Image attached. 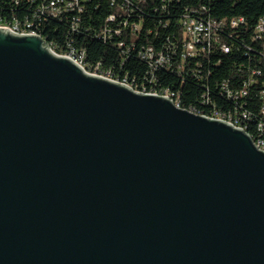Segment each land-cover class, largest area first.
<instances>
[{"label": "water", "instance_id": "95a60500", "mask_svg": "<svg viewBox=\"0 0 264 264\" xmlns=\"http://www.w3.org/2000/svg\"><path fill=\"white\" fill-rule=\"evenodd\" d=\"M0 264H264V151L0 29Z\"/></svg>", "mask_w": 264, "mask_h": 264}, {"label": "trees", "instance_id": "16d2710c", "mask_svg": "<svg viewBox=\"0 0 264 264\" xmlns=\"http://www.w3.org/2000/svg\"><path fill=\"white\" fill-rule=\"evenodd\" d=\"M51 1L0 0V25H31L57 54L83 53L88 71L175 93L182 108L229 118L264 144V0H63L56 16ZM189 20L217 33L188 56Z\"/></svg>", "mask_w": 264, "mask_h": 264}, {"label": "built area", "instance_id": "2783aa9c", "mask_svg": "<svg viewBox=\"0 0 264 264\" xmlns=\"http://www.w3.org/2000/svg\"><path fill=\"white\" fill-rule=\"evenodd\" d=\"M59 2H63V0H52L50 2L48 9H49L50 13L54 16H56L60 13V9L58 8ZM68 6L72 7L71 4H69ZM240 21L242 22L243 20H240ZM233 24L236 25V22H233ZM184 26H185V34L188 38V40L185 44V47H184V52L188 56L194 55L196 47L198 44H200L201 42H203V43L208 42L209 43L214 38L215 34L217 33L216 25H213L212 23H202V22H197L195 20H189V21L184 23ZM0 29H4L6 31H9L10 33H12L14 35L37 36V37L42 38L36 31L32 30L31 25H27L26 28H21L17 25H15V26L0 25ZM256 35H257L256 36L257 40H260L264 36V18H262L259 21V24L256 27ZM49 48H50L51 52L54 53L56 56L69 59L70 61L75 63L77 66H79L81 69H83L87 74H89L91 76H94V77H97L100 79H104V80H107V81H110L112 83H116V84H119L122 86H125L128 89L132 90L133 92L141 94V95H152V96L161 97L163 99L170 100L176 107H178L180 109H184L181 107V105L179 103V99L175 93L166 92L164 94H158L156 92H149L144 88L141 90L137 89L136 87L132 86L131 84L127 83L126 81L114 79L110 73L103 74V73L99 72L98 69H96L95 71H88L85 67V56H84V54L77 52L75 49H71L68 53L61 55V54H57L50 46H49ZM224 51L227 53L228 49L224 48ZM184 110H188V109H184ZM188 111L193 113V114L205 117L207 119L217 120V121L226 123V124L230 125L231 127H233L234 129L241 130L244 133L248 134L243 127L238 126L237 124L233 123V121L231 119L226 118L224 116H220L217 113L213 114L212 116H206V115L197 114L193 110H188ZM253 141H254L256 147L260 151H264V144L262 142H257L255 140H253Z\"/></svg>", "mask_w": 264, "mask_h": 264}]
</instances>
